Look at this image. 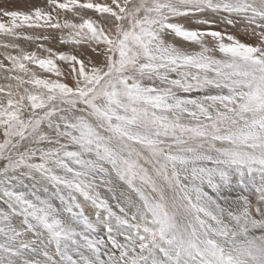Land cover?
Segmentation results:
<instances>
[{
  "label": "snow or ice",
  "instance_id": "snow-or-ice-1",
  "mask_svg": "<svg viewBox=\"0 0 264 264\" xmlns=\"http://www.w3.org/2000/svg\"><path fill=\"white\" fill-rule=\"evenodd\" d=\"M28 3L0 7V264H264V0Z\"/></svg>",
  "mask_w": 264,
  "mask_h": 264
},
{
  "label": "rangeland",
  "instance_id": "rangeland-1",
  "mask_svg": "<svg viewBox=\"0 0 264 264\" xmlns=\"http://www.w3.org/2000/svg\"><path fill=\"white\" fill-rule=\"evenodd\" d=\"M0 7H7L10 10H28L31 7V4L28 3V0H6V2L0 3ZM216 27H218L219 29L231 32L233 34H237L242 39H245L248 42H252L250 37L244 35L245 28H244V26L242 24H237L234 27L233 26H228V25H225V24H217ZM50 46H52V47H54V48H56L58 50H70V48H66L65 46L59 44L58 42L55 43V44H52ZM1 82H6V81L2 80ZM80 199H82V197ZM89 207H91V206L89 205ZM87 214L88 213L86 211V215Z\"/></svg>",
  "mask_w": 264,
  "mask_h": 264
},
{
  "label": "bare ground",
  "instance_id": "bare-ground-1",
  "mask_svg": "<svg viewBox=\"0 0 264 264\" xmlns=\"http://www.w3.org/2000/svg\"><path fill=\"white\" fill-rule=\"evenodd\" d=\"M1 81H2V79L0 80V84L6 83V82H1ZM100 191H101L102 195H108V194L104 193V190L103 189H100ZM109 202L110 203L112 202L113 204L115 203V201H113V200H110Z\"/></svg>",
  "mask_w": 264,
  "mask_h": 264
}]
</instances>
